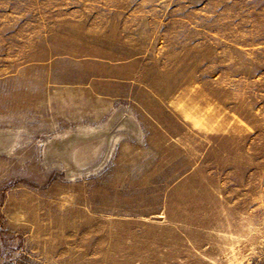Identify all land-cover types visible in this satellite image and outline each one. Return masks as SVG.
<instances>
[{
    "label": "rangeland",
    "instance_id": "obj_1",
    "mask_svg": "<svg viewBox=\"0 0 264 264\" xmlns=\"http://www.w3.org/2000/svg\"><path fill=\"white\" fill-rule=\"evenodd\" d=\"M0 264H264V0H0Z\"/></svg>",
    "mask_w": 264,
    "mask_h": 264
}]
</instances>
